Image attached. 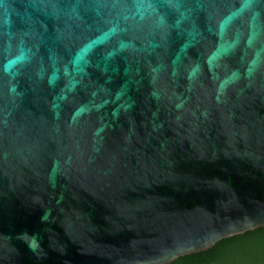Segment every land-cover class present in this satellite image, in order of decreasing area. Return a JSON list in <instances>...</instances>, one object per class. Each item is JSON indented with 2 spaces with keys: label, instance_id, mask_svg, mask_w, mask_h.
Here are the masks:
<instances>
[{
  "label": "water",
  "instance_id": "95a60500",
  "mask_svg": "<svg viewBox=\"0 0 264 264\" xmlns=\"http://www.w3.org/2000/svg\"><path fill=\"white\" fill-rule=\"evenodd\" d=\"M264 226V0H0V264H167Z\"/></svg>",
  "mask_w": 264,
  "mask_h": 264
},
{
  "label": "trees",
  "instance_id": "16d2710c",
  "mask_svg": "<svg viewBox=\"0 0 264 264\" xmlns=\"http://www.w3.org/2000/svg\"><path fill=\"white\" fill-rule=\"evenodd\" d=\"M167 264H264V226L218 241Z\"/></svg>",
  "mask_w": 264,
  "mask_h": 264
}]
</instances>
